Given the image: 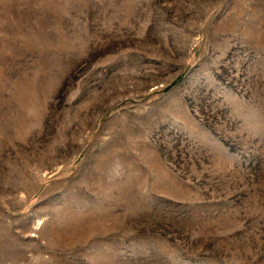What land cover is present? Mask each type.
I'll return each mask as SVG.
<instances>
[{"label": "rangeland", "instance_id": "obj_1", "mask_svg": "<svg viewBox=\"0 0 264 264\" xmlns=\"http://www.w3.org/2000/svg\"><path fill=\"white\" fill-rule=\"evenodd\" d=\"M0 264H264V0H0Z\"/></svg>", "mask_w": 264, "mask_h": 264}]
</instances>
